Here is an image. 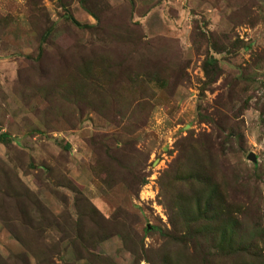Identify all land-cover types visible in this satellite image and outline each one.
I'll return each instance as SVG.
<instances>
[{
	"label": "rangeland",
	"instance_id": "obj_1",
	"mask_svg": "<svg viewBox=\"0 0 264 264\" xmlns=\"http://www.w3.org/2000/svg\"><path fill=\"white\" fill-rule=\"evenodd\" d=\"M262 84L264 0H0V264H264Z\"/></svg>",
	"mask_w": 264,
	"mask_h": 264
},
{
	"label": "water",
	"instance_id": "obj_2",
	"mask_svg": "<svg viewBox=\"0 0 264 264\" xmlns=\"http://www.w3.org/2000/svg\"><path fill=\"white\" fill-rule=\"evenodd\" d=\"M247 159H249V160H253V157H252V155L251 154H248V156H247Z\"/></svg>",
	"mask_w": 264,
	"mask_h": 264
},
{
	"label": "trees",
	"instance_id": "obj_3",
	"mask_svg": "<svg viewBox=\"0 0 264 264\" xmlns=\"http://www.w3.org/2000/svg\"><path fill=\"white\" fill-rule=\"evenodd\" d=\"M207 64V63H206ZM208 65V64H207ZM264 86V84H262Z\"/></svg>",
	"mask_w": 264,
	"mask_h": 264
}]
</instances>
